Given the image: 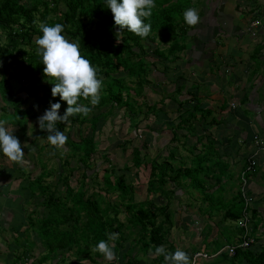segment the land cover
Returning a JSON list of instances; mask_svg holds the SVG:
<instances>
[{"label":"trees","instance_id":"obj_1","mask_svg":"<svg viewBox=\"0 0 264 264\" xmlns=\"http://www.w3.org/2000/svg\"><path fill=\"white\" fill-rule=\"evenodd\" d=\"M155 5L150 21H145V23H151L149 36L141 38L125 29L121 33L122 39L117 43L116 33L119 26L115 25L113 14L107 8L106 0H0V34L4 35V42L0 44V96L4 101L1 109L5 111L6 107L12 103L15 110L21 112L28 113L32 109L31 107L21 109L25 97L21 94H14L10 83V79L14 76L20 79L21 83L18 93L27 92L26 86L22 84L25 79H30L34 89L41 87L43 92L41 95L33 94L35 101L32 106L35 108L38 106L33 110L34 112H38L40 110L38 108L41 107L42 115L45 109L50 107L49 101L61 104L60 115L64 114L68 106L66 101L60 100L59 95L56 97L51 95L54 82H50L44 75V65L40 63V57L36 55L35 39L42 35L38 27L41 22L49 25L63 24L65 27L62 34L70 41H79L81 54L99 69L98 76L103 77L101 99L99 104L93 107L92 112L87 117L77 114L70 117L67 123L57 125L68 137L63 148L57 149L51 146L46 139L47 130L39 128L36 139L45 138V143L40 144L41 147L50 146L51 154L56 157L54 161L57 169L56 178L51 182L43 181L44 176L48 174L45 172L48 165L43 164L38 175H33L29 182L33 186V191L30 190L29 194L36 201L34 207L26 214L27 221L17 227L10 220L0 219V227L2 226L12 234H26V231L32 227V231L40 235L41 245L45 246L46 253L41 257L42 261L56 259L55 264L60 261L64 262L69 256L68 251L73 248L77 257L87 256L93 261L99 260L97 258H102V254L94 251V255L98 256L93 259L89 252L100 240H107V234L110 233H118L116 241H109L114 249L121 246L123 241L132 235L129 243L131 249L139 245L145 251L150 248L155 251L156 246H164L165 243L171 245L168 240L174 213L171 202L177 190H185L187 184L190 186L186 190L188 191L187 196H193L195 194L193 190H198V192L197 196L186 202V205L190 206L195 200H201L206 205L202 207H206L205 209L209 210L208 213H203L202 207L198 209L201 215L207 216L202 231L206 230L207 236L213 234L210 238H213L216 247L223 244L220 243L221 241L228 240L223 235V231L228 229L223 225L227 219L238 221L236 231L240 234L236 233L232 240L225 244L234 245L243 240L245 230L240 227L244 214L242 210L246 209L249 213L246 237L252 238L253 241L245 249L237 248L232 256L222 251L219 254L220 259L224 260L221 261L222 264H264V244L258 245V249L257 242L253 244V233L257 231L262 221L255 205L252 203L244 208L241 187L231 197V201H223L222 193L227 189L223 174L217 167L218 173L212 175L213 182L203 183L198 175L204 168L200 165V157L189 158L180 155L176 160L173 151L161 161L151 159L150 175L146 183V193L150 197L139 201H135L134 190L127 186L125 176L117 174L113 165L104 168L101 180L97 179V172L93 171L91 174L87 172L93 170L89 168V161L97 151L96 128L99 125L103 126L109 117L117 115L116 106L126 111L129 122L136 119L135 125L139 123L138 116L141 112L153 116L157 111H163L162 106L158 107V102H151L145 96L147 87L153 93L157 92L156 83L148 78L152 71L151 66L156 65L145 57V54L149 52L148 46L151 44L154 47L150 51L169 63L178 57V53L185 51L186 37L192 35L194 26L185 23L183 12L187 8H195V3L194 0H155ZM156 32L160 33L167 45L163 47V50L151 42L156 39ZM7 66L17 69V72L13 75L8 74ZM155 70L160 71L157 68H154ZM126 77L131 80V84L127 83ZM176 87L173 93L177 90ZM180 91L181 89L179 93ZM170 93L167 92L166 96L161 97L162 103L165 105L166 99L171 100L173 96L172 100L177 104L175 111L180 112L176 116L178 121L175 124L171 122L173 130L169 142L173 143L180 137L186 139L189 136H196V142L201 145L199 153L205 150L203 141L207 139L209 145L215 150L214 155L218 153L219 149L214 144L217 138L214 139V134L209 129L211 126L215 128L218 124L224 123V119L212 115L213 111L208 107H203L200 101L195 102L197 98L192 93L182 100H176L172 92ZM27 95H29L28 92ZM136 95L140 96L141 100H138ZM79 102L92 107L82 98ZM34 117L36 118L37 114ZM75 127L77 137L73 138L70 131ZM88 128L91 129L90 134L85 132ZM179 130L182 131L181 134H178ZM184 142L182 141V145ZM142 149L144 147L139 146H134L132 149V163L135 166L142 164ZM251 155L245 158L241 166L242 170H245L252 160ZM204 156L202 158L206 160L204 163L209 164L212 158L207 157L206 154ZM78 168L81 173L76 178V185L73 186L71 179ZM252 168V171L246 173L249 182L250 177L258 170L256 161ZM223 169L226 170V168ZM19 170L21 171L22 168L20 167ZM1 173L6 172L1 171ZM100 182L103 184H99ZM114 192L118 200L111 201L110 195ZM156 193H158L157 198L154 197ZM247 194L253 202L254 195L251 194L249 185ZM235 199L241 202L233 204ZM221 202L225 203L227 208H224ZM119 204H123L124 208H120ZM1 212L11 211L2 209ZM120 213L124 214L125 220L118 218ZM212 215L218 218L214 220ZM214 229L215 233H213ZM126 230H129L128 234ZM26 242L22 245L24 247L22 251L26 250ZM195 245L197 246L198 243ZM167 247L169 246H165L166 249ZM192 248V254L198 252L197 249ZM175 250L176 248L171 245V251Z\"/></svg>","mask_w":264,"mask_h":264},{"label":"rangeland","instance_id":"obj_2","mask_svg":"<svg viewBox=\"0 0 264 264\" xmlns=\"http://www.w3.org/2000/svg\"><path fill=\"white\" fill-rule=\"evenodd\" d=\"M194 3H195V9H197L199 16L202 15L201 17H203L204 14L203 9L206 7L205 0H194ZM230 3H231L230 7H232L233 1L231 0ZM233 8L235 9L234 4H233ZM261 39H262V43L256 46V53H260L264 51L263 48L264 40L262 37ZM188 40L192 41L193 36L186 37L185 42H187ZM3 42H4V35L0 34V44ZM151 42H153L152 44H155L156 47L159 48L160 50H163V47H167L166 43H164V39H162L159 32H156V39ZM147 43L149 44V42ZM153 47L154 46H152L151 44L148 46L149 52L145 54V57H147L150 61H153V63L156 65V66H151L152 71L148 75V78L152 79L154 83H156L157 92L153 93L147 87L145 90V96L151 102H158V107L162 106L163 111L160 112L157 111L153 116H148L145 115V113L141 112L138 116L139 123L135 125L137 120L135 119L132 122H129L128 118L126 117L127 114L126 111L124 112V109H120L119 107L116 106L115 108L118 109L116 110L117 115L115 117L114 116L109 117L103 123V126L99 125L96 128L95 141H96L97 151L94 152L93 157L89 161L90 162L89 168H93V170L92 169L88 170L87 171L88 174H91L93 171L97 172V179L101 180V175L104 172V168L105 167L109 168L110 165H113L116 168V173L123 174L126 178L128 184L127 186L131 187L132 190H134L133 192H134L135 201L144 200L146 197H150L147 196L146 193V183L150 175L149 165L151 159L155 158L161 161L166 157L167 154L174 151L176 155V160L179 159L178 157L180 155L184 157L187 156L189 158L191 157L201 158L200 165L204 168L201 173H198V175L203 183L212 181V175L213 173H218L216 168L219 167V171L221 172V174H223V179L224 181H226L225 186L227 187L226 190H223L224 192L222 193V200L226 202L231 201V197L237 192V189L240 187V182L242 181L240 171L242 170L241 166L244 163V158H245L244 153L247 152L248 146L241 145L239 149H241L242 152L240 153L238 151V153L233 154V148L230 150V152H227V150L224 152V148H228L229 146L232 147V144L223 147V144L221 143V139L235 138L236 136H233L232 134H237L236 131H238V129L240 131L239 126L244 124L241 121L234 123L235 121L233 122L232 118H227L226 122L221 127H217V128H212V126L210 127L209 131L214 130L216 132V138L220 135L221 129L224 128L221 137H219V139L214 140V144H216V146L219 149L218 153H216L215 155H214L215 150L211 145H209L208 139L203 141V146L205 150L201 153H199L201 151L200 143L195 142V138H191L190 136L187 139L180 137L179 140L170 143L169 141L170 138L172 137V130H173L171 122H174L175 124L178 121V117L176 116L180 111L177 110L175 111L177 104L173 102L172 100L173 96H171V100L166 99L165 105L162 103L163 99L161 97L166 96L167 92L169 93L172 92L176 100H179L181 99L180 95L182 94L184 87L185 89L189 88L187 86L188 85L191 86L192 83L197 84L201 87H205L207 86V84L200 82V78L198 76H197V80H194V82H192L191 79L190 81H186L182 79L180 80L181 77H179V80H177V82H175V80H171L173 79L171 75V65L167 61H164V59L159 57V55L157 56L153 54L152 51H150L153 49ZM154 68H157L160 71L157 70L154 71ZM6 70L7 73L8 74L10 73L11 75L17 72V69H13L10 66L9 67L7 66ZM191 70L194 71L195 69L192 68ZM194 72L196 73L199 71H194ZM125 80H127V83L131 84L130 82L131 80L128 77H126ZM182 82L184 83L180 85L179 83ZM10 83L12 85L14 94L16 93L21 94V96L25 97V102L21 105V109H27L28 107L32 108L28 113L26 111L21 112L17 109L15 110L14 105L12 103L11 105L7 106L6 107L7 109L4 111L3 109H1V107L4 106V101L0 96V121H7L6 127L9 130H12V134L16 138H18L21 144V148L25 153L24 162L22 164H18L13 161H10L6 156H4L3 153H0V172L1 171L6 172L0 174V219L8 220L12 215H14L13 218L16 220V223H18L16 224V226L19 227L20 226L19 223H23L27 221L26 214L28 213L29 210H31L34 207L36 201V199L32 198V195L29 194L30 190L33 191V186L29 184L31 178L33 177V175H38L42 165L45 164L48 165L45 170V172H47L48 174L44 176L43 181L51 182L56 178L57 169L54 163L56 157H53L54 155L51 154V147L46 146V148H43L40 145L42 143H45V138L39 137L36 139V136L39 132L37 117L41 115L42 109L41 107H39L38 109L40 110L38 112H34L33 110L37 109L38 106L35 108L34 106H32V104L35 101V97L33 94L36 93L38 95H41L43 93L41 87L34 89V86L30 81V79H25L22 84H24L27 88V92L29 94L27 95V92L25 91L20 93L17 92L21 84L20 79L15 78L14 76L13 78L10 79ZM177 84L179 85L177 86ZM174 86L175 87L177 86L176 87L177 90L173 93L174 90L172 88ZM256 87L257 84L253 83V90H255ZM180 89L181 91L179 93ZM258 92L260 94V99H262L264 93H262L261 89H259ZM197 95H196L197 99L194 100L195 102L198 100L200 101L203 107L209 106L207 104L209 99L208 96H203L201 95L200 92H197ZM135 97L138 100H141L140 96L136 95ZM243 101H247V100H243ZM226 105H228V98L226 99ZM236 110L243 111V106L240 105V107L234 109V111ZM36 114L37 117L35 118L34 116ZM216 114L218 113L215 111L212 112V115H216ZM232 114L235 115L234 112H232ZM228 115L229 117L233 116L230 114V112L228 113ZM170 117L173 120H171ZM234 119L237 120V118ZM234 124L237 126L234 127ZM197 131L199 132L198 128ZM225 131L227 132L228 136L227 135L223 136ZM85 132L86 134H90L91 129L90 128L85 129ZM177 132L178 134H181L182 131L179 130ZM70 135H72L73 138L77 137L76 127L71 128ZM211 139L212 138H210V140ZM182 141H185L183 143L184 145H182ZM217 142H219L220 144H217ZM172 144H174V146H172ZM134 146L144 147V149H142L143 153L141 155L142 164H140V166H135L132 163V151H133L132 149L134 148ZM194 153H199V154H194ZM205 154L207 157L212 158V160L209 161V164L204 163V161L206 160L202 159L205 157L204 156ZM176 160H174V162ZM145 161L147 163H144ZM255 161L258 162V159H255ZM175 163H177V161ZM207 165L208 167H206ZM223 165L225 166L223 167ZM20 167L22 168L21 171L19 170ZM223 168H226V170ZM261 170L264 171V168L263 169L260 168V171ZM260 171L259 172L256 171V173L253 174L250 177V179L257 178L258 177L257 175L261 173ZM80 173L81 170H79V168L74 171L73 177L71 179V184L73 186L76 185V178L79 177ZM257 180H259L261 184L264 185V180L262 181L260 177ZM99 184L102 185L103 182H100ZM249 184L250 182H248V185ZM168 186H170V184H168ZM189 188L190 186L186 184L185 190L178 189L177 192L175 193V197L171 202V208L173 209L174 213L172 218L173 224L171 226L168 240L171 243V245H173L174 248L176 249L179 248L185 251L186 253H190V255L193 249L192 244L194 245L195 243H198V245L202 244L201 248L204 247L203 249H206L207 252L209 253L213 251H217L220 246H223L225 244V242H230L234 237V235H236V233L237 235L240 234V232L238 233L236 231L238 230L237 229L238 221L232 219L231 220L227 219L224 221L223 225L228 229L223 231V235L224 237H227L228 240L225 239V241L220 242L223 244L218 245L216 247V244L213 243V238H210L212 237L213 234H209L207 236V234L205 233L207 232L206 230L202 238L203 242L199 239L197 242L196 238L197 235H199L198 232L203 228L204 222L207 221V216L201 215L198 209L206 205H204L201 200H195L193 206H187L186 202L188 201V198L190 196H187L188 191L186 190ZM193 191L198 192V190H193ZM195 195H197V193H195L194 196ZM157 196L158 193L154 194L155 198H157ZM110 200L111 201L118 200L115 192L110 195ZM240 202L241 201L235 199V202L233 201V204H238ZM222 204L224 205V208H227V205L225 203ZM119 207L122 209L124 208L123 204H119ZM5 208L10 209L11 212H1L2 209ZM205 208L206 207H202L201 210L203 211V213L204 212L208 213L209 210L208 209L206 210ZM212 217L215 218L214 220L218 218L215 215L214 216L212 215ZM118 218L125 220L123 213H120L118 215ZM258 229L256 232L253 233L254 234L253 244L257 242L256 245L257 249H258V245L264 243V231ZM3 232L6 233L5 236H8L9 234L10 239L13 240V245L11 248L12 249L11 262L7 264H39V263L41 264L42 262L41 257L46 253L44 249L45 246L43 247V245H41L42 242L40 241L41 237L40 235L32 231V227H30L26 231V234L22 233L15 235L14 233L13 235L12 233H10V231L8 230L6 231V229H3L1 226L0 245L9 247L7 244H5L6 239L3 236L4 235ZM126 232L128 234L129 230H126ZM134 236L137 237L136 235ZM131 239H132V235H129L127 242L130 243ZM211 239L212 241H210ZM24 242L27 243L25 245L26 251H22L24 250V247L22 246ZM123 245H125V241H123L122 246ZM171 245L165 243L164 247L169 246L167 247L168 248L167 250L171 251ZM195 246L196 245H194V247ZM123 248L125 247H120V246L118 247L117 255H120L124 251ZM190 248L191 251L188 252ZM135 249L141 252H145V250L141 249L139 245L136 246ZM8 252L11 251L8 250ZM153 252L154 250L150 248L149 253L151 254ZM89 253L92 255L91 257L95 259V255H94L95 252L93 251V249ZM68 254L69 256L64 260V262L60 261L58 264H74L72 262H74L76 259H78L79 264H92L87 258L79 259L80 257H77L76 256L77 254L74 253V248L69 250ZM190 255H189V259L191 264ZM147 258L148 257H146L145 260ZM14 260H16V262H13ZM55 260L53 259L46 260L44 261V263L55 264ZM101 260L103 262L104 261L106 262V260L103 259ZM209 260L211 259L199 258L196 260V262L198 264L200 262H203L202 264H209V263H205L206 261ZM159 262L160 261H158V263ZM104 264H111V262H107ZM139 264H141V262ZM146 264H150V263L148 262Z\"/></svg>","mask_w":264,"mask_h":264},{"label":"crops","instance_id":"obj_3","mask_svg":"<svg viewBox=\"0 0 264 264\" xmlns=\"http://www.w3.org/2000/svg\"><path fill=\"white\" fill-rule=\"evenodd\" d=\"M230 1L231 0H205L206 7L203 9V17H201L202 15L200 16V22L194 26L191 32L194 41L188 40L186 42L185 51L178 53V57L174 61L169 62L171 65V75L173 77L171 80L177 82L179 77H181L180 80L190 81L191 79V81L194 82V80H197L198 76L200 82L207 84V86L201 87L192 83L191 86H187L189 88L185 89L184 87L180 95L181 99L189 97V93L196 96L197 92H200L201 95L208 96L209 99L207 104L209 106L207 107L217 112L218 114H216V116L220 119H224V123L227 118H232L233 122L235 121L234 123L241 121L244 125L239 126L240 131L238 129V131H236L237 134H232L236 136L235 138L221 139L223 147L232 144V147L229 146L228 148H224V152L226 150L230 152L233 148V154H236L238 151L239 153L242 152L241 149H239L241 145L248 146L244 156L247 159L248 156L252 154L251 158L253 160L258 159L257 172H259L260 168H264L262 167L264 166V149L257 147L255 138L257 136H264V95L263 98L260 99V94L258 92V90L261 89L262 93H264V51L256 53V46L262 43L261 37L264 40V0H232L235 9L233 8V4L232 7H230ZM252 22H257V24L249 30ZM192 68L195 69L194 71L199 72L195 73L191 70ZM183 83L184 82L179 84L182 85ZM253 83L257 84L255 90H253ZM174 87L172 88L173 90ZM227 98L228 105H226ZM240 105L243 106V111H234V109L240 107ZM228 111L231 115H233L232 112H234L235 115L229 117ZM234 118H237V120ZM224 123L218 124L217 127H221ZM236 126L237 125L234 124V127ZM223 129L224 128L221 129L217 139L221 137ZM212 132L214 134V139H216V132ZM226 135L227 132L225 131L223 136ZM191 138H195L196 142V137ZM217 144L220 143L217 142ZM260 172L257 178L250 179L249 190H251V194L254 195L253 205H255L257 214L262 220L259 223V227H261L258 230L264 231V185L257 180L259 177L262 181L264 180V171L261 170ZM193 197L194 195L190 196L188 201L192 200ZM190 206H193V204L191 203ZM13 217L14 215L8 220L12 221L15 225L18 224ZM5 221H7V219ZM205 224L204 222V226ZM202 229L198 232L199 235H197L196 238L197 242L198 239L202 241L204 236V231H202ZM3 233L6 239L5 244H10L9 247L11 252H8L9 247L0 245V264H7L11 262L13 240L10 239L9 234L5 236L6 233ZM213 233H215V229ZM226 244L219 247L218 250L222 249ZM194 245L192 244L193 247ZM201 245L195 246V250L197 249L196 251L211 255L218 251L209 253L206 249H203L204 247L201 248ZM120 247H125L123 248L124 251L120 255H117L118 248H115L114 251L116 252L117 259L111 261V264H118V262L119 264H139L140 262L141 264H146L148 262L150 264H164L162 256L156 257L154 252L150 254L149 250L141 252L135 248L131 249L127 240L125 241V245H121ZM190 251L191 248L188 252ZM191 252H193V249ZM187 254L188 256L190 255V253ZM78 257H80L79 259L87 258L92 264H104L109 262L103 257H98L97 259L99 260L95 261L87 256ZM146 257L149 258H147L148 261L147 259L145 260ZM220 257V255L216 254L209 258L211 260L205 263L222 264L221 261L224 260L220 259ZM101 259L106 260V262H103ZM157 260L160 262L158 263ZM13 262L16 261L14 260ZM72 263L79 264L78 259ZM202 263L203 262H200L199 264ZM41 264H45L44 261H42Z\"/></svg>","mask_w":264,"mask_h":264},{"label":"clouds","instance_id":"obj_4","mask_svg":"<svg viewBox=\"0 0 264 264\" xmlns=\"http://www.w3.org/2000/svg\"><path fill=\"white\" fill-rule=\"evenodd\" d=\"M107 8L113 14L117 29V43L122 39L121 33L126 29L141 38H146L151 32L150 21L155 8V0H106ZM183 19L189 26H195L200 22L197 9L187 8L183 12ZM39 30L41 36L35 39L36 55L40 57V63L44 65L43 73L50 82H54L51 95H59L60 100L66 101L67 108L63 115L59 114L61 104L49 101L50 107L37 117L41 130H47V142L57 149L63 148L67 143V135L57 125L67 123L70 117L77 114L87 117L98 105L101 99L103 77L98 76L99 69L92 65L80 52L79 41H70L62 33L64 25L55 23L49 25L41 22ZM251 28H249L250 30ZM81 98L88 101L92 107L80 103ZM7 121H0V151L10 161L18 164L24 162L25 153L20 141L12 134V130L6 127ZM107 240H100L93 251L99 252L111 262L116 257L113 245L109 241H116L118 233L107 234ZM155 256H162L164 264H190L188 254L177 248L174 252L167 250L163 245L156 246Z\"/></svg>","mask_w":264,"mask_h":264},{"label":"built area","instance_id":"obj_5","mask_svg":"<svg viewBox=\"0 0 264 264\" xmlns=\"http://www.w3.org/2000/svg\"><path fill=\"white\" fill-rule=\"evenodd\" d=\"M256 24H257V22H252L250 28H252ZM255 143L257 144L258 148L264 149V136L263 137L257 136L255 138ZM254 163H255V160L252 159L249 162V164L246 166L245 170L241 171V180L242 181H241L240 187L242 190V198H243L244 206H245L244 208H246L247 206H249L253 203V202H251L252 201L251 197L247 194V192H248V186L247 185H248L249 181L247 180L246 173L252 171V169H253L252 167H253ZM242 211L244 214H243L242 220L240 222V227L244 228V230H245L243 240L240 243H235L234 245L226 244L224 247H222V249L218 250L213 255L198 251V252L193 254L191 264H198L196 262L197 259H199V258L209 259L216 254L219 255L222 251H226L228 253V255L232 256L235 253V250L237 248H246L249 246V244L253 241L252 238L246 237V233H247L248 226H249V213L246 212V209H244Z\"/></svg>","mask_w":264,"mask_h":264}]
</instances>
